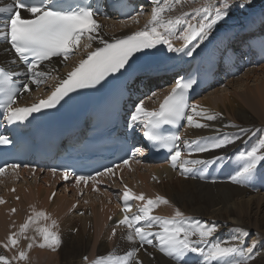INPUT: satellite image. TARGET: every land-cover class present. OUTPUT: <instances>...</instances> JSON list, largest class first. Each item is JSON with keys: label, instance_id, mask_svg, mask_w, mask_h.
<instances>
[{"label": "snow or ice", "instance_id": "obj_1", "mask_svg": "<svg viewBox=\"0 0 264 264\" xmlns=\"http://www.w3.org/2000/svg\"><path fill=\"white\" fill-rule=\"evenodd\" d=\"M153 3L152 19L140 31L132 33L123 38L108 42L102 35L98 34L101 25L94 18L100 11L99 5L95 7L91 3H84L83 0H74L73 3H66V0H12L11 3L0 7V41L10 45L6 52L12 51L15 59L27 65L25 73L7 71L0 66V92L3 98L0 99V109L3 119L8 124L26 121L34 113H40L46 109L55 108L65 97L77 89L94 87L100 84L114 73L125 70L135 61L137 53L145 49L156 48L157 45L167 46L169 52H185V49L193 41L203 43L208 39L212 30L219 24L226 21L234 8L241 10L251 8L253 0H218V6L211 3L200 8L193 9L191 20L189 13H181L172 18L165 19L164 13L170 12L176 4L182 0H151ZM26 12L27 17L22 16L21 11ZM131 19L136 20L133 16ZM183 25V31L177 35V26ZM87 36L88 43L85 48H91L93 41H99L102 47L88 52L86 58L79 61L78 65L66 74V77L59 79L54 90L44 99L39 100L30 106L14 107L17 102V83L13 77L25 75L27 81L22 84L24 91H29V83L37 87L46 82L50 73L40 70L45 61H50L52 57L63 56L65 60L74 54L83 37ZM173 37L181 39L184 44L175 47L171 40ZM200 43L195 44L186 55L192 56L194 51L200 47ZM196 83L195 80L181 77L176 80L175 86L170 93L164 97L158 109L148 110L144 106L143 100L135 105L130 116V126L141 128L143 136L148 141L158 144L161 148L169 149L170 160L173 168L179 167L181 174H189L195 169H202L209 164L218 162L223 157L211 159H189L182 158V148L187 149L189 154L206 153L211 150L221 149L240 139L237 133H222L216 137L198 138L193 141H185L181 145L179 131L170 132L163 128L165 125H179L182 120H186L190 126L196 128H207L209 124L194 120V117H202L204 120L213 121L217 115L200 110L198 104L188 102V90ZM155 93H153V96ZM224 127L238 128L239 133H247L249 129L240 128L235 124H228ZM220 131V130H217ZM9 143V140L0 136V144ZM143 151L142 148H134L132 156L123 161L125 165L135 155ZM240 160L243 161L234 174L230 176L233 183H245L254 175L264 179V172L258 166L264 165V139H260L250 150L240 153ZM13 168L18 166L13 165ZM111 168L105 169L103 173L97 172L96 176H103L112 173ZM5 172L0 168V174ZM55 174L56 169H52ZM65 179L70 173H62ZM95 177L77 176L76 181L85 184ZM126 190L122 194L124 203L123 218L116 221L117 227L125 226L128 231L126 239L129 242L139 241L140 247H133L124 254L116 255L109 252L106 256H98L90 264H143L138 259L137 253L144 248V245H151L159 249L161 253L172 258L176 264H191V254L196 256V264H247L251 259V253L255 242L247 249L243 248V238L248 236V232L239 229L238 234L233 238L234 243H227L221 240H214L217 231L215 224H209L199 220L189 222L191 218L186 217L179 208L171 217L153 215V210L160 204H168L169 201L162 196L155 199L146 198L144 193L135 194L125 186ZM94 190H97L94 188ZM55 196V193L52 194ZM52 197H50L51 199ZM144 201L136 212L129 215L130 201ZM4 201L0 198V203ZM15 211V209H13ZM43 218L49 220L50 215L44 211L35 213V217L29 216L28 220L20 226V232L11 233L7 237V242H0V246L9 249L18 244L17 235H23L28 229L29 222H35ZM57 222L53 219L48 226L36 228V232L42 237L39 247L52 248L53 245H60L61 238L57 232L51 231ZM156 229L153 231V229ZM112 235H116V228L112 229ZM28 240V249L36 243L35 237L24 236ZM240 254L238 257L236 254ZM27 252L21 250L17 256L11 260H25ZM87 260V257H84ZM0 264H11L9 258L0 255Z\"/></svg>", "mask_w": 264, "mask_h": 264}, {"label": "bare ground", "instance_id": "obj_2", "mask_svg": "<svg viewBox=\"0 0 264 264\" xmlns=\"http://www.w3.org/2000/svg\"><path fill=\"white\" fill-rule=\"evenodd\" d=\"M147 1L150 2V4H153L151 0ZM262 1L263 0H253L251 8H245L242 10L243 12L235 14L233 11L225 22L219 24L212 30L207 40L203 43H200L198 40L193 41L192 44L186 48V51L190 50L195 44L200 43V47L194 52L198 51V53H200L204 50L206 58L210 60H212L213 57H218L222 45L231 35H233L229 28L233 26L234 23L238 25L236 31L245 27L247 28V21L251 25L259 23L262 15H259L260 13L258 14L256 12L259 11ZM171 2L172 0H168L169 4ZM204 2L205 1H203V4ZM213 2V4L218 6V0H214ZM256 2L257 5L254 6V3ZM186 4V1L182 0V3L174 6L175 10L173 15H166H178V13H181L180 11L185 10ZM197 8L200 7L196 4L186 10L190 11L189 20L194 24L196 21L191 20V13L193 9ZM262 14H264V12H262ZM248 15L251 18H249ZM107 19L114 20L110 24L107 23V28H109V30L100 28L98 33L102 35L105 40L140 31L152 18L147 19L144 25H140L139 27H135L134 25H131V27L129 26L130 23H133V19L126 21H116L114 18ZM103 20V17L97 18V21L101 26L104 24ZM241 21H243L244 24H239ZM183 27L184 26L179 29V33L183 31ZM84 42L88 43V39ZM171 42L175 47H180L184 44L183 40L176 37H173ZM98 45H100L99 41H93L91 48H85L84 45H81L75 50L77 51L75 52V59L69 61L65 60L63 56L46 61V63L42 64L40 70L49 72V78L36 91H32V83L31 85L29 84L30 90L22 92L21 97L20 95L18 96V102L22 104H31L32 101H39L46 98L47 92L59 82V79L65 78L66 74L76 67L79 61L84 59L86 54L95 47H98ZM5 49H7L5 45H0V62L5 61L9 56V51L6 52ZM186 51L183 54V60H187L189 57L186 55ZM250 68L252 70L251 73L249 72ZM250 68L249 70H246L244 74H241V77L234 79V87L231 86V84L230 87L224 85L220 93H218V91L212 93V95L208 93V96L206 98L203 97L201 100L202 104H198L200 110L219 114L214 108L216 106L220 107L219 103L222 102V106H224L225 109H228L229 112H232L235 119H238V122H240V125L238 126L240 128L249 129L247 133H239L238 128L224 127L228 124L224 123L218 115L213 121H207L198 116L194 117V120L196 121L209 124V127L207 128L190 126L187 124V121L183 126V143L198 138L216 137L222 133H237L240 135V139L235 140L234 143H231L224 148L211 150L206 153H196V156H194V154L190 155L189 151L184 149L182 155V158L189 159H211L215 157H223V159H220L214 164H209L202 169L197 168L189 174H181L179 167H177L176 171H172L167 164L150 165L142 168L138 165L131 166L124 177L128 184L137 188L141 193H144L146 198L155 199L157 196L155 197L154 194H157L165 197L169 201L168 204H160L155 208L159 213H167L171 215V213H175V209L179 208L186 217L191 218L189 222L195 220L202 221L201 219H203L204 222L210 223V219L218 218L220 222L215 223L217 231L212 238L214 240L234 243L235 240L233 238L238 234L239 229L247 231L249 236L253 230L260 232L262 237L254 238L255 246L251 253L252 258L248 260L247 264H264V183L262 184L264 179L258 182L256 175L245 183H233L230 179V176L234 174L233 170H238V167L243 163L237 155V152L242 153L245 149H251L260 139H264V124L261 122V120H264V64L259 66V68ZM249 80H252L255 84L253 86L250 85L251 83L249 84L247 82ZM227 81L229 83L233 81V78ZM202 95L204 96V93L200 96ZM154 97L156 98L157 95H154ZM199 97L194 99L192 104H197L200 100ZM143 102L145 108L148 110H152L156 104L155 101L146 99L143 100ZM216 166L219 168L214 170ZM208 167L213 168L216 175L214 179H204ZM223 168H226L227 170L226 175L223 179H219V175L221 174L220 169ZM258 168L262 170L260 166H258ZM24 174H26L25 177L21 175L18 181H15L11 177L4 179L5 181L0 180V183L2 182L0 184V197L6 199V203L0 205V242H7V237L11 233L19 234L20 226L25 223L28 216L41 208L50 212L51 217L55 218V221L57 222V225L50 229L51 231L54 229V232L60 234L58 231L61 229L63 235L68 236L70 240L75 241L78 245L81 244L84 246V249L78 251L76 254L68 253L63 255L60 264H84L81 263L80 260L90 242V246L93 248V251L89 253L90 256L94 252L95 243L97 241H99L98 246L102 253L108 249L105 245V236L103 237V235L105 232H108L109 237L111 239L114 238L111 232L114 228L115 221L119 219L116 215L117 209L113 206L107 207L101 205L100 200L96 199L87 204L80 202L79 206L74 211H69L73 204L72 202L75 201V195L73 193L63 195L60 191H57L55 196L49 201V195L54 186H46L45 181L48 179L47 175H45L44 172L35 171L31 176L32 178H29L30 175L28 172H25ZM10 186H14L15 192L10 193ZM15 196H18L17 201L14 200ZM96 201H98V203L93 205ZM82 205L87 208H90L93 205L90 210L91 214L87 216L83 215V220L76 216V213ZM12 206L16 207L14 213L11 212ZM86 212L88 214V210ZM114 213L116 216L115 220H108V214ZM39 222H41V224H39ZM47 223L48 220H44L43 218L35 220V222L29 223V227L23 235L27 234L28 230L35 231L36 228L42 226V224L43 226H48ZM101 229L103 232L100 234ZM155 230L156 229L154 228L153 231ZM32 235L33 234L29 232L28 236ZM123 235L125 236L123 239L121 238L122 250L124 251L125 248H133V246H130L133 242H129L126 239L127 231L120 232L116 230L117 237H122ZM21 237L22 235H17L16 238L19 240ZM39 239L42 240V237ZM38 241L39 240L36 241L31 249L27 250V259L16 261L20 262V264H36L37 258L44 254H46L49 261L51 256L54 255L53 247L49 248L46 246L41 248L38 246L40 243ZM125 244L127 245L125 246ZM244 244L245 242L242 247L247 249L248 247H244ZM23 246L24 245L22 244L21 249ZM135 246L138 247L139 244H135L134 247ZM145 248L148 250L142 248L141 251L137 253L138 259L142 261L143 264H176V261L172 258L164 254L160 255L154 251L153 246L146 245ZM1 250L3 251V249ZM152 251L153 253H149ZM4 252L5 251H3V253ZM15 252L17 255V251ZM108 253L97 255V257L105 256ZM89 255L87 256L88 258H90ZM236 255L238 257L240 256L239 253ZM191 257L196 256L195 254H191Z\"/></svg>", "mask_w": 264, "mask_h": 264}, {"label": "rangeland", "instance_id": "obj_3", "mask_svg": "<svg viewBox=\"0 0 264 264\" xmlns=\"http://www.w3.org/2000/svg\"><path fill=\"white\" fill-rule=\"evenodd\" d=\"M186 1V8H185V10L184 11H180L181 13H189L190 11H186L187 9H189V7H192V6H194V5H198L199 7H202L204 4L206 5L207 3H209V0H185ZM203 1H205L204 2V4H203ZM214 0H211V3H214L213 2ZM198 2H200V3H198ZM259 2V1H258ZM149 4H150V2H148ZM149 4H147V5H145V7L144 8H142L141 9V16L139 15V16H135L136 17V20H133V23H130L129 24V26L131 27V25H134L135 27H139L140 25L141 26H143L144 25V23H145V20H146V18L147 17H151L152 15H153V5H149ZM257 5V2L256 3H254V6H256ZM260 8H259V11H257L256 13H262V12H264V0L261 2V4H260ZM174 10H175V8L173 7V9L170 11V12H166L165 14H163L164 15V17H165V19H167V18H169V17H172V18H174V17H176V16H178V15H180L181 13H178V15H174V16H167L166 14H172L173 15V13H174ZM234 11V13L236 14V13H239V12H243L241 9H239L238 7L237 8H234L232 11H231V13ZM236 11V12H235ZM261 11V12H260ZM190 14V13H189ZM253 14V13H252ZM251 14V15H252ZM259 14V15H260ZM250 15V14H249ZM248 15V16H249ZM249 18H251L250 16H249ZM112 21H114V20H112V19H107V18H104V20H103V22H104V24H102V26H101V28L104 26V30H109V28H107V23L108 24H110V23H112ZM119 21V20H118ZM244 24V22L243 21H241V22H239V24ZM145 26V25H144ZM183 26V25H182ZM181 25L180 26H177V29H176V31L178 30V29H180L181 27H182ZM179 34V33H178ZM177 34V35H178ZM87 37V36H86ZM84 39V37L81 39V41ZM85 40H87V38L86 39H84V41ZM80 41V42H81ZM82 42V43H80L81 45H85V44H87L86 42ZM79 44V45H80ZM80 45V46H81ZM80 46H78V47H80ZM76 50V49H75ZM75 52H77V51H75ZM75 52H74V54L71 56V57H69L67 60L69 61V60H71V59H75V57H76V54H75ZM252 68H255V67H252ZM257 68H259V67H257ZM249 72L251 73L252 72V70H251V68H250V70H249ZM245 73V71L244 72H242L241 74H244ZM241 74L240 75H237V76H235L234 78H233V81H231V82H229L228 83V81H226V82H224L223 84L225 85V86H229L230 87V84H231V86H233V82L235 81L234 79L235 78H238V77H241ZM250 85H254L255 84V82H253L252 80H249V81H247ZM224 85H220V86H214L213 88H211L210 90H208L206 93H204V96L202 95V96H200L199 98H200V100L197 102V104H202V102H201V100L203 99V97H207L208 96V93L209 94H211L212 95V93H216L217 91H218V93H220L221 92V89L223 88V86ZM235 86V85H234ZM233 86V87H234ZM229 94H231V93H229ZM221 96V95H220ZM219 96V97H220ZM146 100H151V101H155L156 99H155V97L152 95V96H150V97H148ZM221 103V104H220ZM219 103V105H220V107H215L214 108V110L215 111H217V112H219V117H220V119H222V121L224 122V123H227V124H235V125H240V122H238V119L236 118H234L233 117V114H232V112H229V110L228 109H225V107L224 106H222L223 105V103L222 102H220ZM222 108V109H221ZM261 122H262V124H264V120H261ZM255 123H259V122H255ZM261 124V125H262ZM264 126V125H263ZM246 150H250V149H245V151ZM237 155L240 157V152H237ZM194 156H196V154H194ZM261 168H263L264 169V165H259ZM155 195V197L156 196H159V195H157V194H154ZM96 203H98V201H96L95 203H93V205L94 204H96ZM93 205L90 207V208H87L86 206H83L82 205V207L80 208V209H83V208H85V211H84V213L83 214H79L78 215V212L76 213V216H78V217H80L81 218V220H83V215H90L91 214V208L93 207ZM88 210V214H87V211ZM153 214H157V215H159V216H167V217H170L171 215L173 216L174 215V213H171V215H169V214H163V213H159V211L157 210V209H155V210H153ZM199 218H203V217H199ZM202 220V222H204V220L203 219H201ZM210 221L211 222H213V223H209V224H215V223H218V222H220L219 220H218V218H213V219H210ZM39 224H41V222H39ZM42 226H43V224H42ZM252 227V226H251ZM54 230V229H53ZM52 230V231H53ZM33 231V230H32ZM58 232H60V234H59V236H60V238H61V244L60 245H53V251H54V255L53 256H51V258L49 259V261H48V257L46 256V254H44V255H41V256H39L38 258H37V261H36V264H48V262H49V264H60L61 263V257L63 256V255H66V254H76L78 251H81V250H83L84 249V246H82L81 244L80 245H78L75 241H72V240H70L69 238H68V236H66V235H63V233L61 232V229H59V231ZM103 231H102V229H101V232H100V234L102 233ZM112 233V232H111ZM105 236V245L107 246V250L104 252V253H102L101 252V249H99V241H97L96 243H95V249H94V252H93V254L90 256L89 255V253H91L93 250V248H92V246H90L91 245V242H90V244L88 245V247L85 249V253H84V257L86 256H90V258H93V257H97V255H103V254H105V253H108V252H114L115 254L116 253H121V254H124L126 251H128L130 248H125V250L123 251L122 250V245H121V240L123 239V237L125 236V235H123L122 237H117L116 235L114 236V238L113 239H111L110 237H109V235H108V232H105V234L103 235V237ZM264 236V235H263ZM99 237H100V235H99ZM261 238L262 237V234L260 233V232H256V230H253V232L251 233V235L249 236H247V237H244L243 238V241L245 242V244H244V247H249V246H252V244L254 243V238ZM122 238V239H121ZM38 240H41V239H38ZM42 241V240H41ZM243 242V243H244ZM138 245L139 243H137L136 241L135 242H133L132 244H130V246H133L134 247V245ZM127 244H125V246H126ZM18 247H19V245H18ZM58 247V248H57ZM60 247V248H59ZM98 247V248H97ZM136 247V246H135ZM138 247H140V244H139V246ZM146 247V245H144V248L143 249H145V250H148L147 248H145ZM0 249H3V247H1L0 246ZM153 249H154V251H156L157 253H159L160 255L162 254L163 255V253H161V252H159V250H158V248H156V247H153ZM2 250H0V252H1ZM3 251H4V249H3ZM3 251L1 252V255H4V253H5V256H7V254H6V252H4L3 253ZM26 252H27V256H28V251L27 250H25ZM149 253H153V251L152 252H149ZM83 256L81 257V263H87V262H84L83 260H82V258H83ZM8 257V256H7ZM9 258V257H8ZM78 258H80V257H78ZM9 260L11 261V259L9 258ZM18 261H23V260H18ZM18 261H16V262H14V261H11V264H20V262H18Z\"/></svg>", "mask_w": 264, "mask_h": 264}]
</instances>
